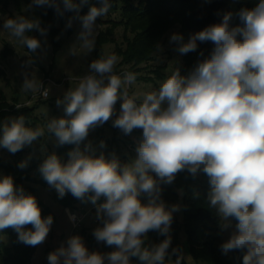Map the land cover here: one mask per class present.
<instances>
[{
	"label": "clouds",
	"instance_id": "9594fccd",
	"mask_svg": "<svg viewBox=\"0 0 264 264\" xmlns=\"http://www.w3.org/2000/svg\"><path fill=\"white\" fill-rule=\"evenodd\" d=\"M33 3L52 7L61 17L74 13L66 27L80 22L77 42L87 52L95 48L97 18L107 15L111 7L108 0H102V6H92L80 15L87 0ZM236 15L242 26H231L233 13L229 11L220 23L192 34L187 42L174 33L170 40L178 44L181 54L195 51L197 41H211L214 48L187 75L174 69L157 90L144 93L139 103L129 93L137 74H117L115 54L94 59L89 72L57 99L65 116L51 119L47 132L58 145L75 147L66 163L52 153L39 171L59 197L70 192L96 206L102 226L94 229L93 235L97 242L116 250L105 254L89 251L83 239L74 235L67 247L48 255L49 264H131V257H138L141 264H165L173 213L181 206H166L161 185L172 184L176 174L185 169L193 176L203 172L209 178L207 200L223 221L222 230L232 226L231 218L237 221L230 238L220 246L222 252L241 250L243 264H264V0L254 8H241ZM3 29L32 53L41 48V41L27 33L37 30L44 36L47 32L39 20L23 15L5 19ZM70 52L79 54L74 47ZM31 63V59L25 62ZM21 91H40L48 97L35 74H24ZM118 100L120 112L113 126L126 135L134 129L143 130L137 156L126 164L115 154L111 158L103 152L95 155L91 143L83 150L80 147L90 129L113 117ZM2 133L0 146L15 154L44 136L45 129L26 127L24 116H20L5 122ZM100 147H105L103 141ZM18 166L26 167L27 161ZM101 197L104 202L98 203ZM52 223L51 215L42 218L35 196L25 194L11 175L0 177V230L11 227L20 242L36 246L45 240ZM26 225L32 229L26 230ZM149 231L167 238L146 247ZM177 251L173 249V253ZM174 264H180V258Z\"/></svg>",
	"mask_w": 264,
	"mask_h": 264
},
{
	"label": "trees",
	"instance_id": "16d2710c",
	"mask_svg": "<svg viewBox=\"0 0 264 264\" xmlns=\"http://www.w3.org/2000/svg\"><path fill=\"white\" fill-rule=\"evenodd\" d=\"M59 2V0H58ZM79 2V0H74ZM111 7L105 19L98 17L106 24V28L99 31L96 35V43L102 45L112 41L110 34L116 26H123V36L120 45H116L114 52L121 59L119 64L133 63V66L144 61L155 51L162 36L169 29L177 28L174 33L181 34L184 41L196 32H199L209 25L217 24L222 21L223 14L232 12L233 17L231 26H242V22L236 15L241 8H254L259 0H108ZM102 6V0H87L81 9L80 15H85L90 7ZM2 15L7 18H14L23 15L29 19L39 20L41 27L46 28L51 37L54 51L59 47V36L62 33V26L67 24L69 17L74 13L66 12L64 16H58L52 7L36 6L33 0H0V18ZM37 30H32L27 34L40 40ZM176 45H178L175 42ZM214 44L211 41H197V49L193 52L183 54L182 63L179 70L182 75H187L193 67L201 60L210 56ZM25 50L28 49L25 46ZM29 52V51H28ZM31 58L36 61L35 54L29 52ZM202 54V55H201ZM158 74L160 73L157 72ZM19 104V103H18ZM17 102L9 105L7 100L0 98V133L4 120L11 115V109L21 110L24 116H29L35 105L29 106L19 104L22 107L17 108ZM65 116L63 109L62 117ZM31 128V127H30ZM50 133V132H49ZM52 134V133H51ZM114 135L107 137L97 135L96 155L103 152L106 158H111L115 154ZM105 144L104 148L100 147V142ZM75 145H56L55 154L62 162H67L68 153ZM81 147V145H80ZM52 154L47 151L45 156L38 161H31L26 167L20 168L17 162L10 160L0 151V169L4 175H11L14 184L22 187L25 194L35 196L38 206L41 209L42 218L53 213L47 205L37 196L34 184H44L39 168L48 155ZM155 175V174H153ZM199 178L198 174L193 176L187 169L176 174L175 180L170 185H161V199L166 206L171 207L182 202V219L178 218L177 212L173 213V222L170 226L168 235L171 237V245L168 249L169 255H176L180 258V264H191V261H204L206 264H243L244 252L241 250H230L224 254L221 250L222 223L217 210L209 206L207 195L210 191L209 178L203 173ZM91 194V193H90ZM89 194V195H90ZM101 197L98 202H104ZM60 204L67 208H74L78 203L88 201L75 198L70 192H67L62 198L55 196ZM235 223L237 221L232 218ZM102 226V223L100 224ZM26 230L32 229V225H26ZM84 232V228L81 230ZM184 235V251L181 253L180 233ZM152 241L145 239V246L150 247L159 244L166 239L156 231H149L147 234ZM230 238V237H229ZM228 238V239H229ZM88 243L85 246L89 251L96 247V240L91 235L87 236ZM36 246L26 245L18 239V233L11 227L0 230V264H28L35 252ZM173 249L178 251L173 253ZM137 258V257H131Z\"/></svg>",
	"mask_w": 264,
	"mask_h": 264
},
{
	"label": "rangeland",
	"instance_id": "374dc122",
	"mask_svg": "<svg viewBox=\"0 0 264 264\" xmlns=\"http://www.w3.org/2000/svg\"><path fill=\"white\" fill-rule=\"evenodd\" d=\"M106 17L100 18L105 19ZM5 19V15L0 18V98L7 100L9 105L17 102V104L35 105V108L30 112L29 116H24L21 110L12 108L11 115L4 120V123L24 116L26 127H41L45 129L44 136L39 137L31 145H26L15 154L0 146L1 154L18 164L22 161H27V164L34 160L38 161L45 156L47 151L56 152V139L53 134L47 132L46 125L51 119L62 117L64 107L63 105L57 106V99H62L68 88H74L79 79L89 72V65L94 59L115 54L118 57L114 69L117 74H122L125 71L137 74L135 83L129 87V93L137 98L138 103L142 100L144 93L157 90L162 81L170 76L174 69H179L182 63L183 54L177 51L178 45L170 40L173 31L178 25L165 32L150 58L133 66V63L119 64L121 57L114 52L115 46L121 44L123 36V26L121 25L116 26L112 30V34H110L112 41L98 45L96 43V35L99 31L106 28V24H103L102 20L97 19L95 48L93 51L87 52V50L80 48V44L77 42V36L81 30L80 22L78 20L74 21L70 28L66 27L65 24L62 26V33L59 36V47L55 51L51 37L48 34L40 37L42 46L34 52L35 58H37L34 61L30 53L25 50V46L15 37H11L8 30L3 29ZM36 32L39 33V31ZM73 47L79 54H71L70 49ZM29 59L32 60V63L26 65L25 62ZM159 71L160 73L158 74L157 72ZM25 73L29 75L35 74L41 83L44 81L45 88L48 90L47 98L41 97L39 91L36 93L21 91ZM120 106L121 101L118 100L114 106L115 114L113 117L103 125H98L89 130L88 137L81 143V149L83 150L86 144L91 143L96 155L97 135L107 137L114 135L115 156L121 164H126L136 158V147L143 138V130L134 129L130 134L126 135L121 129L113 126V120L119 114ZM2 134L1 132L0 137H2ZM2 176H4V173L0 169V177ZM203 176V172L198 173L199 178ZM34 186L36 187L37 196L49 207L54 217L47 237L42 243L37 245L28 264H49L48 255L62 246L67 247L68 239L74 235H79L85 244L88 243L87 236L91 235L95 239L93 231L100 227L101 224V221L96 216L95 205L90 201H84L83 203H78L74 208H67L55 200V196L58 193L46 181L44 184L36 183ZM141 201L146 203L147 198L142 196ZM177 204L181 206V210L177 212L178 218L181 220L182 202L178 200ZM73 216L79 217V220L73 222ZM235 224L231 218L232 226L225 229L222 236L223 243L228 240L231 233L235 230ZM83 228L84 232L81 231ZM180 238V252L186 254L184 251L183 232L180 233ZM147 239L152 241L149 235H147ZM96 243L97 245L93 250L95 252L105 254L116 250L115 246H108L104 242H97L96 240ZM178 258L176 255H169L165 264H174ZM130 259L131 264H141L138 257ZM191 264L206 263L204 261H191Z\"/></svg>",
	"mask_w": 264,
	"mask_h": 264
},
{
	"label": "built area",
	"instance_id": "2783aa9c",
	"mask_svg": "<svg viewBox=\"0 0 264 264\" xmlns=\"http://www.w3.org/2000/svg\"><path fill=\"white\" fill-rule=\"evenodd\" d=\"M42 85H43V87L45 88L44 81H42ZM45 89H46V88H45ZM39 93H40L41 97H44V95L42 94V92L39 91ZM78 220H79V217H77V216H73V222H76V221H78Z\"/></svg>",
	"mask_w": 264,
	"mask_h": 264
}]
</instances>
